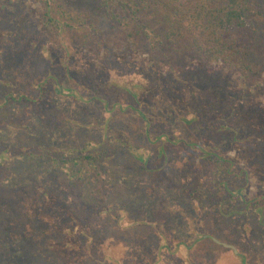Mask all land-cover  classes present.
Returning <instances> with one entry per match:
<instances>
[{
    "label": "rangeland",
    "instance_id": "374dc122",
    "mask_svg": "<svg viewBox=\"0 0 264 264\" xmlns=\"http://www.w3.org/2000/svg\"><path fill=\"white\" fill-rule=\"evenodd\" d=\"M58 1L61 6L52 10V16H59L56 15L59 13L63 17V10L72 14L97 15L100 29L108 36L119 34L120 25L99 11L97 0ZM4 3L9 9L6 11L0 7V121L8 127H0V144L3 148L19 151L14 154L22 160L24 169L17 164L14 167L23 169V175L24 170L27 174L34 168L48 169L53 164L47 157L51 154L64 156L62 150L69 148L70 144L79 147L91 144L89 149L97 158L95 169L82 173L77 179L79 182L72 177L75 170L58 177L64 185L61 197L70 208L66 213L75 216L88 237L111 240L117 244L128 240L131 244L138 230L125 223L127 220L123 212L127 208L141 209L138 215L153 212L155 220L166 219L168 215L171 217V211L170 207L164 208V202H168L183 184L202 186L209 192L218 190L217 186L223 182L231 191L237 186L241 188L242 195L247 196L250 202L262 201L256 206L237 199L228 206L230 211L224 213L218 210L210 226L221 228L224 222L220 232L223 234L230 230L228 228L231 227H226L230 222L242 244L246 242L247 233L244 230L247 226L251 228L252 236H264L261 225L264 221V179H258L260 175L264 176V0L259 1L263 12V18L258 23L261 27L259 51L250 56L251 63L262 66L254 84L240 74L230 73L220 64H199L197 61L175 63L170 54L153 52L144 39H136L138 42L133 47L119 36L113 49H98L97 53H90L93 55L90 59H93L92 63L96 61L103 72L100 76L108 82L136 83L139 88L131 93L119 88L120 85L115 88L107 83L99 90L97 80L93 85L86 83V87L82 84L84 75L92 71L87 66L88 53L77 45L79 34L70 30L66 38L71 46H75L76 55L71 54L69 58L72 72L77 73V84L72 85L61 69L52 71L55 76L58 74L59 84L53 81L46 86L52 97L49 106L37 103L40 95L32 87L30 76L50 64L43 59V52L54 58L62 50L59 40L51 32V26L47 25L49 19L44 15V5L40 0H0V6ZM7 15L13 16V23L6 21ZM58 19L63 24L62 18ZM75 26L78 27L77 24ZM34 56L43 59L44 67H26L29 62L32 65L30 58ZM93 75L98 77L94 71ZM110 76L114 78L110 79ZM57 84L75 91L73 100L54 97ZM129 86L132 87V84ZM10 94L16 99L12 100ZM78 96L81 99H75ZM91 98H94L93 101ZM73 109L76 115L71 114ZM80 112L81 115L77 116ZM65 117L76 119V123L68 125ZM174 138L181 144L172 143ZM203 138L218 143L235 139L234 146L223 148L226 151L222 156L229 163L233 162L236 170L247 168L248 181L240 178L238 173L226 178L222 176L223 170L218 176L217 166L196 170L202 166L198 154L184 152L183 148L188 144H201ZM11 150L4 156L8 157ZM249 152L251 157L256 153L254 163L259 168H254V163L249 165ZM45 154L46 157H43ZM11 164L7 163L3 168L13 169ZM224 168L227 170L229 165L226 163ZM6 169L0 171V176ZM246 182L247 185H244ZM153 189L156 193H152ZM226 201H229L228 197ZM6 202L13 211L18 209V204L7 199L0 202V229L11 233V224L15 219L5 212ZM29 212L21 213L18 226L23 231L15 233L18 236L25 234L35 241L30 234L37 233L42 235V242L18 243L19 248L25 250L24 262L59 264L55 258L45 255L49 247L45 238L53 229ZM230 212L238 217V229L230 219H227L229 222L222 219L228 218L226 214ZM5 222L10 223L9 228H2ZM161 224L167 233L174 230L172 221L171 224L164 221ZM252 240L254 244L255 240ZM4 248H0V264H15L14 254H8L12 245ZM212 251L213 248L203 256L204 261L210 258L206 256Z\"/></svg>",
    "mask_w": 264,
    "mask_h": 264
},
{
    "label": "trees",
    "instance_id": "16d2710c",
    "mask_svg": "<svg viewBox=\"0 0 264 264\" xmlns=\"http://www.w3.org/2000/svg\"><path fill=\"white\" fill-rule=\"evenodd\" d=\"M259 1L97 0L99 11L103 12L110 21L120 25L118 35L108 36L106 31L100 29L97 15L91 16L89 13L72 14L63 10V17L59 13L56 14L59 16H52V10L61 6L59 1L40 0L41 4L44 5V15L49 19L47 25L51 26V32L59 40L62 50L58 55L55 54L54 58L46 54V51L43 53L40 51L43 59L50 62L47 64V69L42 68L45 62L37 56L31 57L32 65L29 62L26 66L42 68L36 74L30 75L31 85L40 95L37 103L44 106H49L52 103V97L46 91L48 90L46 86L53 81H57L59 84L58 74L55 76L56 73L53 74L52 71L61 69L72 85L77 84V73L72 72V61L69 58L71 54L76 55L75 46H71L66 38V33L70 30H75L79 34V43L76 44L88 53L86 55L88 56L87 63H89L87 66L92 71L89 75H84L82 84L86 87L87 84L88 86L93 85V82L97 80L99 90H102L107 83L115 88L120 85L119 88L126 89L131 93L134 89L139 88V84L136 83L125 82L124 84L112 82V80L108 82L105 77L100 76L103 72L96 65V61L92 63L93 59H90L93 58L90 53L95 54L98 49H113L114 41L119 36L125 38L133 47L138 42L136 39H144L153 52H166L171 55L175 63L178 61H197L199 64H220L230 73L240 74L254 84L262 72V66L250 61V56L259 51L258 40L261 35V27L258 23L263 18ZM0 7L6 11L9 9L6 3ZM57 17L62 18L63 24ZM12 18V15H7L6 21L11 24L14 22ZM93 71L98 77H94ZM112 78L114 76H110V79ZM58 84L54 91V97L68 101L73 100L75 91L64 89ZM131 84L132 87L129 86ZM10 98L16 99L13 94H10ZM75 99L81 98L78 96ZM93 99L90 100L93 101ZM70 111L71 114H75L74 109ZM70 111L68 112L70 113ZM80 115L81 112L77 116ZM65 119L68 125L76 123V119L70 117H65ZM1 126L2 129L8 127L3 121H0ZM149 129L150 127L147 130L148 134ZM173 142L181 144L176 138L172 140ZM200 142L202 143L191 146L188 144L183 148L184 152L194 151L198 154L202 166L196 170L203 171L209 166H217L216 175L223 170L222 176H226V178H232L238 173L240 178L248 181L247 168L236 170L233 162L229 163L222 156V153L226 151L223 148L234 146L237 142L235 139L218 143L212 139L203 138ZM89 145L91 144L87 143L79 147L70 144L69 148L62 150L64 156L51 154L47 157L53 164L48 169L34 168L27 174L24 170L23 175L24 163L14 154L19 151L17 149L11 150L10 147L3 148L0 144V171L6 169L3 167L7 163H12L13 167L14 164H17L23 168H7L4 175L0 176V192L3 195L0 202L7 199L10 203L12 200L13 204H18V209L13 211L9 209L10 205L6 202L5 212L15 219V222L11 224V233L0 229V248L4 250L8 244L12 245V250L9 248L8 254H14L15 264H27L24 262L26 260L25 250L19 248L18 243L35 241L30 240L25 234H20L18 239L19 236L15 233V231H23L18 223L22 218L21 213L26 211H30L32 216H37V219L53 229L50 231L51 234L46 235L45 239L48 243L46 245L49 247L47 254H43L51 259L55 258L59 264H106V262H109L108 264H264V236L258 238L252 236L251 228L247 226L244 230L247 233L246 242L242 244L241 238L237 237L235 233L237 231L232 229V225L227 220L230 219L235 224V228L238 229L236 226L238 217L235 213L226 214L228 218L222 217L229 222L226 227H231L228 229L233 231L227 229L228 233L220 234L224 222L220 226L221 228L215 225L210 226L216 219L214 216L218 210L224 211V213L230 211L228 206L237 199L244 201L245 204L250 202L247 196L242 195L241 188L237 186L234 191H231L225 184L226 182L218 185V190H209V192L202 186L195 187L183 184L174 191L175 194H173V198L171 197L172 199L164 202V208L170 207L171 211V217L168 215L166 219L155 220L153 217L155 213L153 212L138 215L141 209L133 210L131 208L129 210L127 208L125 213L123 212L127 220L125 223L138 230L131 244L128 243V240L125 243L117 244L111 240L88 237L83 232L84 228L79 226L75 216L73 214L67 215L66 212L70 208L61 197L64 185L62 182L60 183L58 177L62 173L66 175L68 171L75 170L76 173L72 177L77 180L85 171L95 169L93 167L97 166V158L90 151ZM9 150H11V154L5 157L4 154ZM59 151L61 152V150ZM255 154L251 157L249 152V165H252L256 160ZM226 163L229 165L227 170L224 168ZM254 164V168H259L256 163ZM218 168L219 170H217ZM258 179L262 180L264 176L260 175ZM244 185H247V182ZM152 193H156L154 189ZM227 197L229 201H226ZM261 201L262 199L251 200L250 203L258 206ZM162 221L170 224L172 221L174 230L167 233L163 226L164 223L161 224ZM206 224L209 225L208 228H206ZM261 225L264 228V221ZM3 227L9 228L10 223L5 222ZM30 235L38 243L42 242V235L37 233ZM252 238L255 240L254 244ZM216 241L232 246L233 249L218 244ZM156 244L157 246H155ZM211 248L213 251L206 256V258H210L204 261L203 256Z\"/></svg>",
    "mask_w": 264,
    "mask_h": 264
},
{
    "label": "water",
    "instance_id": "95a60500",
    "mask_svg": "<svg viewBox=\"0 0 264 264\" xmlns=\"http://www.w3.org/2000/svg\"><path fill=\"white\" fill-rule=\"evenodd\" d=\"M216 242H217L218 244H222L223 246H225V247H227V248L233 249L232 246H229V245H227V244L220 243L219 241H216Z\"/></svg>",
    "mask_w": 264,
    "mask_h": 264
}]
</instances>
